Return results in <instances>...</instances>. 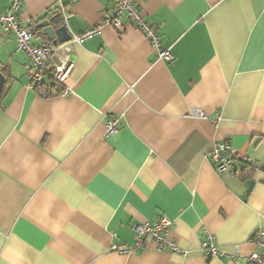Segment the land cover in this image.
<instances>
[{
    "label": "crops",
    "instance_id": "0c3cea01",
    "mask_svg": "<svg viewBox=\"0 0 264 264\" xmlns=\"http://www.w3.org/2000/svg\"><path fill=\"white\" fill-rule=\"evenodd\" d=\"M12 0H0V14ZM170 49L157 56L110 0H24L36 43L52 44L37 19L56 12L72 44L65 93L27 86L26 56L0 29V264H234L256 250L264 226V0H137ZM48 19V18H46ZM53 45V44H52ZM46 80L45 83H49ZM198 110L203 116H191ZM118 119L117 130L106 123ZM229 141L254 163L216 172L211 150ZM165 215L169 244L135 245L133 226ZM207 234L227 257H205ZM244 264V261H241Z\"/></svg>",
    "mask_w": 264,
    "mask_h": 264
},
{
    "label": "built area",
    "instance_id": "2783aa9c",
    "mask_svg": "<svg viewBox=\"0 0 264 264\" xmlns=\"http://www.w3.org/2000/svg\"><path fill=\"white\" fill-rule=\"evenodd\" d=\"M110 1L114 4V13L110 17H104L101 22L102 25H110L115 29H119L122 26V18L125 16L132 25L144 33L152 46L157 49L159 59L164 61L173 59L170 49H160V38L154 29L144 21L137 8V0ZM23 3L24 0L11 1L10 6L0 14V29L4 35H15L17 49L23 51L26 56L24 68L28 81L27 86L30 89H36V87L45 83L46 80H49L64 87L65 81L73 68L72 44H81L86 39L98 34L101 25L90 27L78 35H73L69 41L61 44L36 43L33 40L32 27L20 17ZM66 91V88H64L62 93ZM42 95L44 94L42 93ZM190 114L195 117L203 116L198 110H193ZM117 127L118 119L112 117L106 123V133L115 132ZM210 156L216 172L228 177H234L238 173L233 167V162L236 159L242 160L251 168L255 166L252 161L239 157L238 150L229 141L216 143L211 150ZM170 225L171 221L165 215L158 216L154 221L135 224L133 226L135 245L132 247L115 246L113 248L120 253L138 251L145 239H151L156 243L157 249L160 251L165 248L166 244H169L172 250H178L175 243L167 241ZM251 241L256 250L242 257L231 255L234 259V264H241L240 260L244 261V264H264V226L254 232ZM200 248L204 256L208 258L221 259L229 256L219 249L216 245L215 236L211 234H207L200 242Z\"/></svg>",
    "mask_w": 264,
    "mask_h": 264
},
{
    "label": "water",
    "instance_id": "95a60500",
    "mask_svg": "<svg viewBox=\"0 0 264 264\" xmlns=\"http://www.w3.org/2000/svg\"><path fill=\"white\" fill-rule=\"evenodd\" d=\"M56 15L39 21L36 25V29H41L43 34L47 37L48 41H50L53 45L61 44L67 42L71 39V35L68 32L65 25L60 27H56L55 24ZM5 77L2 73H0V93L2 91L4 85Z\"/></svg>",
    "mask_w": 264,
    "mask_h": 264
},
{
    "label": "trees",
    "instance_id": "16d2710c",
    "mask_svg": "<svg viewBox=\"0 0 264 264\" xmlns=\"http://www.w3.org/2000/svg\"><path fill=\"white\" fill-rule=\"evenodd\" d=\"M56 14H57L56 12H51L48 10L42 17L38 18L37 21L35 22L38 23L39 21L44 20L46 18H50ZM30 26L32 27V24H30ZM35 90L40 94L43 93L45 96H53V95L61 94L64 88L56 83L49 82V83H43L42 85L36 87ZM247 173H248V165L244 163L243 167L239 171V175L245 176Z\"/></svg>",
    "mask_w": 264,
    "mask_h": 264
}]
</instances>
